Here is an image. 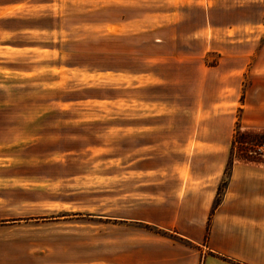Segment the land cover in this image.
Returning a JSON list of instances; mask_svg holds the SVG:
<instances>
[{
    "label": "rangeland",
    "instance_id": "1",
    "mask_svg": "<svg viewBox=\"0 0 264 264\" xmlns=\"http://www.w3.org/2000/svg\"><path fill=\"white\" fill-rule=\"evenodd\" d=\"M154 4L0 0V264H95L106 243L119 238L117 221L160 218L154 206L176 195L179 184L193 183L189 159L203 146L199 130L224 138L219 151L236 130L264 134L240 129L242 121L264 125V106L244 118L241 113L251 99L264 105V0H195L175 32L180 39L204 24L236 27L206 32L211 41H235L216 49L227 59L224 68L245 70L236 104L225 95L233 96L235 83L219 87L221 71L206 74V88L195 82L190 92L180 64L159 60L155 66L171 84L180 77L177 89L138 88L145 78L107 72L145 68L133 59L137 38L122 37L138 28L116 24L124 9L129 16L132 6ZM190 44L177 47V54L198 56L200 42ZM151 95L161 99L156 108L143 100ZM218 97L214 112L201 111V103L211 106ZM210 115L213 126L204 133L199 126ZM239 154L228 161L248 162Z\"/></svg>",
    "mask_w": 264,
    "mask_h": 264
},
{
    "label": "crops",
    "instance_id": "2",
    "mask_svg": "<svg viewBox=\"0 0 264 264\" xmlns=\"http://www.w3.org/2000/svg\"><path fill=\"white\" fill-rule=\"evenodd\" d=\"M154 1V7L132 6L128 9L129 16L124 9L123 16L116 24L118 27L138 28V31L123 33L122 37L137 38L131 48L136 52L139 51L137 56L134 57L132 52L125 54H129L130 59L134 57L133 59L143 61L145 68L137 72H128L125 68L107 72L145 78L143 80L145 83L139 84L138 88L143 86V88H159L165 85L179 88L180 77L171 84V80L167 81L157 73L155 66L159 60H163L170 66L172 64L185 66L187 70L185 89L189 91L193 89L191 86L195 85V82L201 83L202 89L206 88L209 82L205 75L221 71L219 87L221 85L226 90L229 87L224 81H233L235 83L233 96L227 93L225 95L233 98L231 103L236 104L235 100L245 70L233 68L234 66L224 68L227 59L216 49L218 43L235 41L217 39L211 41L206 35L209 28L219 32L233 30L236 27L204 24L195 32L186 35V38L178 39L175 32L178 26L186 23L187 9L191 8V3L195 0ZM262 9L264 10V6ZM211 10L213 9L205 11L207 18L211 16ZM194 34L202 36V39H193ZM195 42H200L202 49L198 56L190 52L183 56L177 54V47L190 46V43ZM145 48L148 52L143 53L142 49ZM249 59L247 63L251 62L253 65V61ZM202 70H204L203 79H200L197 74ZM255 70L251 75H257L259 71ZM150 97L152 99H143L144 102L156 108L158 105L153 104H160L161 99L152 95ZM218 100L219 97L211 106L204 101L199 108L201 111L212 113ZM262 106L264 105L259 101L254 102L251 99L249 104L245 103L242 106V118L249 111L262 112ZM209 117L208 121L202 122L199 126L204 133L206 131L204 127L213 126L215 117L213 116L212 119L211 115ZM219 119L229 120L232 126L235 125L229 116H220ZM240 129L264 133L263 124L250 127L245 126L242 121ZM198 135L197 142L203 146L195 148L189 159V171L193 183L185 184L184 187L179 184L176 195L164 197L165 200L154 206L155 210L161 211L160 218L145 217L135 221H117L118 223L115 224L120 230L119 238L106 243L107 253L95 264H264V161H232L225 175L233 138L229 146L223 145V150L219 151L218 148L224 144V138L221 139L213 134L202 135L200 130ZM211 159H217V163L209 165ZM223 178L224 188L223 191L220 190L219 202L214 207L219 183ZM127 222H133V226ZM151 228H156L157 231H151ZM123 229L125 231H122ZM110 245L114 246L112 251L109 250Z\"/></svg>",
    "mask_w": 264,
    "mask_h": 264
},
{
    "label": "trees",
    "instance_id": "3",
    "mask_svg": "<svg viewBox=\"0 0 264 264\" xmlns=\"http://www.w3.org/2000/svg\"><path fill=\"white\" fill-rule=\"evenodd\" d=\"M240 131L236 130L234 134V138L231 142L230 146V154L233 155L237 153V151L240 153L242 152V155L239 154V157L237 159H240L242 161H249V162H263L259 157L249 156L248 153L251 152L253 146L256 144H262L264 143V134H247V133H240ZM231 166V160L227 163L226 169H225V175L228 173V170ZM220 195V188L217 192V199L215 201L214 207L218 204Z\"/></svg>",
    "mask_w": 264,
    "mask_h": 264
},
{
    "label": "built area",
    "instance_id": "4",
    "mask_svg": "<svg viewBox=\"0 0 264 264\" xmlns=\"http://www.w3.org/2000/svg\"><path fill=\"white\" fill-rule=\"evenodd\" d=\"M248 155L259 157L261 160H264V143L253 146L251 152H249Z\"/></svg>",
    "mask_w": 264,
    "mask_h": 264
}]
</instances>
